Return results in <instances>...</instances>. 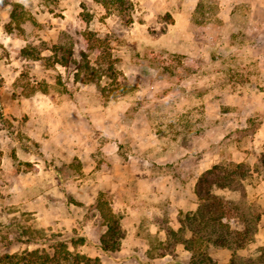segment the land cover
<instances>
[{
  "label": "rangeland",
  "instance_id": "obj_1",
  "mask_svg": "<svg viewBox=\"0 0 264 264\" xmlns=\"http://www.w3.org/2000/svg\"><path fill=\"white\" fill-rule=\"evenodd\" d=\"M16 2L21 3L16 18H12L13 5L0 7V255L7 252L12 240L18 237L17 231L45 241L41 226L43 218L29 210L31 201L26 202L29 189L23 187L27 181H32L34 173L39 172L37 175L44 180L48 179V167H59L65 176L62 183L57 182V189L62 188L76 203L73 195L83 189L80 184L86 174L78 166L77 159L73 161V167L48 160L49 124L65 127L82 137L83 145L96 147L93 158L98 167L110 163L99 143L107 144L117 136L122 139L119 151L123 159L140 160L146 156L154 160L157 154L154 150L159 146L163 155L158 158L164 164H170L172 157L174 159L180 153L175 160H185L192 166L210 147L204 144L206 139L201 138L205 131H212L214 127L205 116L204 99L219 95V92H210L208 87L218 83L219 79L232 77L242 81L248 77V71L257 72L252 59L251 34L264 27L256 24L255 28L248 22V9L233 8L228 5L230 0H201L193 13V23L178 25L186 51L182 53L162 46L166 41L177 42L178 30L177 26H172V14L166 12L158 17V22L149 19L147 25L139 24L145 19L146 10L136 0H110L108 6L96 0ZM90 30L100 38L109 39L116 59L109 70L106 64H97L99 52L89 51L93 76L84 67L85 60L80 54L86 40L78 34ZM162 31H168L171 40H164ZM192 32L203 46L190 41ZM135 33L147 37L132 40L129 35ZM53 45L61 47L56 59L66 53L64 47L72 45L73 56L66 65L53 58L50 62L55 64L48 65ZM204 75L207 76L205 82L202 81ZM103 86L107 87L105 93ZM33 88L37 90L31 93ZM63 110L69 112L66 123L61 122L60 111ZM76 111L82 113L80 119L72 115ZM56 137L61 140L67 136L61 133ZM145 142L150 145L146 154L133 151L134 148L140 151ZM244 163L249 169L244 183L255 180L257 172L264 175V170L254 160ZM176 165L181 177L188 175L187 165ZM42 180L40 184L32 182L36 186L30 193L43 191ZM84 188L87 189L85 185ZM213 191L245 207L249 220L257 223L253 214L257 216L262 210L247 193L244 197L239 190L218 187ZM103 196L109 200L107 193ZM70 200L63 203L69 211L83 210L81 206L70 205ZM94 204L85 205V218L92 215ZM60 205L59 200L57 206ZM187 215L184 213L182 217L184 225L189 227ZM159 222L166 229L170 227L166 214L161 215ZM254 223L252 227L255 228ZM55 226L59 230H52ZM231 226L242 228L241 223L234 220ZM48 229L47 247L39 249L52 251L58 241H70L81 235L76 227L71 232L60 230L49 217ZM186 234L188 230L185 234L178 231L168 235L170 241L163 247L158 246L154 253L173 251L175 240ZM210 243V240H203L198 252L205 253L207 249L205 254H210L214 250L213 247L208 249ZM256 253L243 255L236 251L235 264H248L260 252Z\"/></svg>",
  "mask_w": 264,
  "mask_h": 264
},
{
  "label": "crops",
  "instance_id": "obj_2",
  "mask_svg": "<svg viewBox=\"0 0 264 264\" xmlns=\"http://www.w3.org/2000/svg\"><path fill=\"white\" fill-rule=\"evenodd\" d=\"M136 1L140 2L146 10L143 17L145 19L139 24L147 25L149 19H155L158 22V17L166 12L172 14L174 18L172 26H177L178 30L177 42L166 43V41L162 43V46L174 52H186L180 37L182 30L178 25L186 22L193 23V13L201 0ZM229 4L233 8L248 9V22L255 28H257L256 24L264 25V0H230ZM9 5L0 3V7ZM133 23L136 24V21ZM257 30L256 33L251 34L250 43L252 59L255 61L254 67L256 66L257 72L250 71L252 76L249 77L250 72L248 71V77L242 81L232 77L219 79L218 83L208 87L210 92H219V95L206 96L204 99L205 116L214 127L211 128L212 131H205L201 138L206 139L203 142L206 141L204 144L210 147L192 166L185 160L180 161L179 158L175 160L180 153L174 159L172 157L170 164H164L158 158H162L163 155L159 146L154 150L155 153L157 152L154 160H149L146 156H142L140 160L123 159L119 151V143L122 139L117 136L107 144L99 143L100 149L106 154L105 158L110 163L104 165L103 168L98 167L97 161L93 158V151L96 147L83 145V138L78 134L70 133L65 127L58 128L54 127V124H49L48 129L51 132H48L46 140L48 160L54 159L56 164L64 163L73 167L72 163L77 159L80 162L78 166L86 174L80 184V188L83 189H78L72 198L80 204L70 200L62 188L57 189V182L62 183L65 176L59 167L54 165L48 167V179L44 180L37 175L39 172H36V175L34 173L32 181H27L23 187L24 190L29 189L26 195V202L31 201L29 210L32 214L43 218L41 226L45 241L37 240L28 233L27 235L17 231L18 237L12 240L7 252H18L24 248L47 247L49 217L60 230L71 232L74 227L78 228L80 236L84 237V242L74 246L71 240L68 241L71 250L76 249L92 257L99 256L104 264H192V251L181 240L173 244L174 250L171 252L154 253L158 246L163 247L170 241L166 228L159 220L162 214H166L168 225L175 231L188 228L184 225L182 216L184 213L195 212L198 209L199 198L196 183L199 176L214 164L225 163L229 160L234 162L254 160L260 164L259 158L264 150V27L263 29L259 27ZM168 31L161 32L164 40H171L172 35ZM148 35L150 36L149 33ZM129 37L132 40H143L147 36H138L135 33L130 34ZM189 39L196 46H203V42L196 38L194 32L190 34ZM234 45L235 43L233 44L235 48ZM238 49L240 51V48ZM206 78L207 76L204 75L202 81ZM68 114L69 112L65 110L60 111L62 123H66ZM72 115L76 116V119H80L79 115L82 117L79 111ZM257 116L259 118L254 119ZM61 133L67 136L66 139L58 140L56 136ZM68 136H72L71 139ZM149 146V143L145 142L140 146V151L135 148L133 151L146 154L150 149ZM176 164L187 165L188 175L181 177ZM255 174L257 175L255 180L245 183L246 193L258 209L262 210V216L259 219L254 241L237 249L238 254L243 255H254L257 251L260 252L257 248L264 246V175L258 172ZM40 180L44 184L43 191L30 193L33 186H36L33 183L40 184ZM104 193L109 196L114 212L121 216L124 229L120 248L110 253L104 252L100 244L101 234L107 229V226L102 223L100 212L94 207L92 215L85 218L84 211L85 205L96 203ZM59 200L62 205L57 206ZM64 200H70V205L81 206L83 210L69 211L63 205ZM52 230L59 229L55 226ZM187 230L186 236L190 237L192 232L189 228ZM210 244V250L214 248L210 251V255L218 264H232L233 249L215 246L212 242ZM53 251L49 252L53 253Z\"/></svg>",
  "mask_w": 264,
  "mask_h": 264
},
{
  "label": "trees",
  "instance_id": "obj_3",
  "mask_svg": "<svg viewBox=\"0 0 264 264\" xmlns=\"http://www.w3.org/2000/svg\"><path fill=\"white\" fill-rule=\"evenodd\" d=\"M96 1H101L105 6H108L110 0ZM0 3L13 5L14 11H12V18H16V11L21 6V3L14 0H0ZM78 34L86 40V44L80 49V54L85 60L84 67L87 72L91 76L94 75L92 66L90 65L89 51L99 52L96 57L97 64H106L108 69L112 70L116 59L113 57L109 39L107 37L100 38L97 36V33L91 30L78 32ZM59 49H61L59 45H53V53L52 55H48V65L52 66L55 64L54 62H50L51 58L55 62L66 65L69 58L73 56V47L71 45L70 47H64L66 53L61 55L60 59H56ZM36 90V88H33L31 93ZM106 90L107 87L103 86L102 92L105 93ZM259 160V165L264 170V150ZM248 170L244 162L231 164L217 163L205 170L198 178L196 192L199 198V206L195 212H188L187 215L188 228L192 232V235L190 237L184 235L181 239L175 240L183 241L187 248L192 251V264H218L209 253L207 255L205 254L207 249L204 251L205 253L198 252V249L202 247V241L205 239L207 241L210 240L215 246H225L233 249L232 264H235L237 249L244 246L247 242L254 240L258 229V221L262 213H257V216L253 214L257 219V223L256 221L255 223L253 221L251 222L247 216L245 207H241L233 200L224 199L213 191L214 187L236 189L246 197L244 180L246 179ZM93 206L98 209L101 214L102 223L107 226L106 231L100 237V244L103 251L110 253L118 250L121 246V239L124 236L121 216L114 212L110 201L103 195L97 199ZM233 220L239 224L241 223L242 228H232L231 223ZM253 223V226L256 224L255 228L252 227ZM210 227L211 229L208 230ZM166 230L168 235L178 232L171 227ZM186 230V228L180 229V232L185 234ZM71 242L74 246H77L84 242V237L80 236L77 239H72ZM52 248L54 250L53 253L39 248H26L13 253L4 252L0 255V264H64V262H67V264H104L99 256L92 257L76 249L71 250L66 240L58 241ZM259 251L258 257L255 260L248 261V264H264V246L259 247Z\"/></svg>",
  "mask_w": 264,
  "mask_h": 264
}]
</instances>
